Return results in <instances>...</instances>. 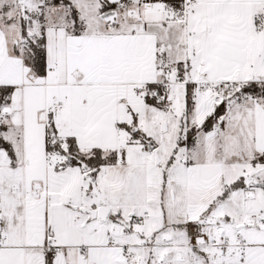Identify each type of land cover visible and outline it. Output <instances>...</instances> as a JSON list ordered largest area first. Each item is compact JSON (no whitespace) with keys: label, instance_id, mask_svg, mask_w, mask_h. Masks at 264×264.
<instances>
[{"label":"snow or ice","instance_id":"6c2138e0","mask_svg":"<svg viewBox=\"0 0 264 264\" xmlns=\"http://www.w3.org/2000/svg\"><path fill=\"white\" fill-rule=\"evenodd\" d=\"M0 264H264V0H0Z\"/></svg>","mask_w":264,"mask_h":264}]
</instances>
